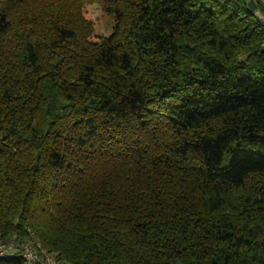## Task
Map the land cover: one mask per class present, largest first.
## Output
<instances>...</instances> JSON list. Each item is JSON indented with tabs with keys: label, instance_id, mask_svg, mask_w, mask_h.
I'll return each mask as SVG.
<instances>
[{
	"label": "trees",
	"instance_id": "1",
	"mask_svg": "<svg viewBox=\"0 0 264 264\" xmlns=\"http://www.w3.org/2000/svg\"><path fill=\"white\" fill-rule=\"evenodd\" d=\"M88 5L112 17L108 36ZM257 13L0 0V238L60 264H264Z\"/></svg>",
	"mask_w": 264,
	"mask_h": 264
},
{
	"label": "built area",
	"instance_id": "2",
	"mask_svg": "<svg viewBox=\"0 0 264 264\" xmlns=\"http://www.w3.org/2000/svg\"><path fill=\"white\" fill-rule=\"evenodd\" d=\"M264 7V0H258ZM264 25V15L257 13ZM18 253L23 264H60L52 255L48 254L38 242L18 243L15 237L11 239L0 238V260L10 258Z\"/></svg>",
	"mask_w": 264,
	"mask_h": 264
},
{
	"label": "rangeland",
	"instance_id": "3",
	"mask_svg": "<svg viewBox=\"0 0 264 264\" xmlns=\"http://www.w3.org/2000/svg\"><path fill=\"white\" fill-rule=\"evenodd\" d=\"M250 1V0H245ZM85 16L94 25L95 34L99 36H108L113 28V19L111 16L103 13L97 5H88L84 10Z\"/></svg>",
	"mask_w": 264,
	"mask_h": 264
},
{
	"label": "water",
	"instance_id": "4",
	"mask_svg": "<svg viewBox=\"0 0 264 264\" xmlns=\"http://www.w3.org/2000/svg\"><path fill=\"white\" fill-rule=\"evenodd\" d=\"M249 9H250L251 11H254V10H255V6H254L253 2H250V3H249Z\"/></svg>",
	"mask_w": 264,
	"mask_h": 264
}]
</instances>
